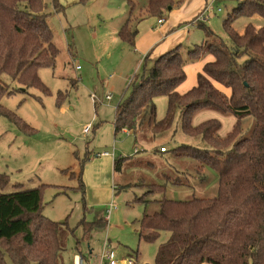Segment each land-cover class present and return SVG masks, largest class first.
<instances>
[{"label": "rangeland", "instance_id": "374dc122", "mask_svg": "<svg viewBox=\"0 0 264 264\" xmlns=\"http://www.w3.org/2000/svg\"><path fill=\"white\" fill-rule=\"evenodd\" d=\"M186 1L166 11L164 22L159 24L158 17L146 13L149 0H60L62 8L58 11L52 0H43L55 46L54 68L38 70L48 93L41 87H23L2 75L15 93L4 96L1 105L24 122L15 124L0 115V176L7 177L3 192L47 185L42 214L55 222L67 220L70 230L63 238L62 264H72L79 252L83 253L85 264H106L102 259L106 240L115 251L118 264H155L158 249L170 234L162 232L155 242H140L138 222L145 212L159 211L156 200L164 194L148 191L149 185L164 182L165 175L174 177L179 171L182 176L180 186L168 188L165 195L169 199L183 201L217 195L218 178L214 171L197 172L199 164L185 155L171 158L167 165L153 154L167 142L172 148H207L200 138L183 134L179 115L169 132L153 135L147 128L137 141L131 134L114 135L119 102L131 95L153 60L180 46L184 64L189 66L196 63L189 55L191 48L214 44L215 39L207 37L196 21L207 3L211 2L212 8L200 22L231 46L224 22L239 6V0ZM174 19H181L180 24L173 23ZM126 22L132 30H138L134 46L119 36ZM249 23L264 27V19L257 16L238 18L233 27L242 33ZM180 33L185 38L179 40ZM148 43L151 46L146 50ZM208 79L225 93L223 86ZM109 93L111 101L106 99ZM156 106L159 121L166 116V98H156ZM214 116L221 122L219 133L223 136L231 128L232 116L204 111L197 114L193 124ZM254 125L253 118L244 119L241 134L248 136ZM88 126L93 130L85 136L83 130ZM103 152H112L114 157H94ZM120 158L126 159L119 170L113 171V161ZM197 174L211 180L205 188ZM82 220H100L102 225L85 234ZM7 264L13 263L7 258Z\"/></svg>", "mask_w": 264, "mask_h": 264}, {"label": "trees", "instance_id": "16d2710c", "mask_svg": "<svg viewBox=\"0 0 264 264\" xmlns=\"http://www.w3.org/2000/svg\"><path fill=\"white\" fill-rule=\"evenodd\" d=\"M52 1L57 11L62 8L60 0ZM185 1L149 0L147 12L162 18L169 7ZM44 9L43 0H0V115L19 125L24 124L22 118L1 105L4 96L15 93L2 75L23 87H41L48 93L38 70L54 68L55 46ZM255 16L264 19V0H239V6L224 22L230 47L199 22L215 42L195 45L189 55L195 61L211 55L213 61L204 66L197 85L187 93L177 92L186 79L178 46L153 60L131 95L116 108L114 135L126 129L136 141L147 128L153 135L169 132L179 115L183 134L200 138L207 148L174 147L161 153L165 155L163 163L168 165L171 158L185 155L199 164L197 172L203 169L217 173V195L213 198L194 196L182 201L166 197L169 187L180 186L179 171L174 177L165 175L166 180L160 184L149 185L148 192L164 196L156 200L159 211L145 212L139 220V240L155 242L162 232L170 234L159 247L155 264H264V27L249 23L242 33L233 27L236 19ZM136 34L127 22L119 31L121 39L131 46ZM207 77L227 89L229 98ZM158 97L168 100L166 116L159 121L155 104ZM204 111L220 112L237 122L222 137L217 119L193 124L197 114ZM246 118L255 120L248 136L241 134ZM125 159L115 160V171ZM197 177L204 188L211 181L206 175ZM6 183L7 177L0 176V264H7V258L13 264H62L63 238L70 230L67 220L55 222L42 214L47 185L5 193ZM80 224L88 234L101 227L102 221L82 220Z\"/></svg>", "mask_w": 264, "mask_h": 264}, {"label": "crops", "instance_id": "0c3cea01", "mask_svg": "<svg viewBox=\"0 0 264 264\" xmlns=\"http://www.w3.org/2000/svg\"><path fill=\"white\" fill-rule=\"evenodd\" d=\"M189 1H191V0H187L186 2L188 3ZM212 1H215V0H212ZM210 4H211V2L210 3H207V5H206V7H208V6H210ZM147 14H148V12H146ZM149 15V14H148ZM163 18V17H162ZM203 18V17H202ZM201 18V19H202ZM160 19V18H159ZM164 19V18H163ZM200 17H198L197 18V21L198 22H200ZM183 21V20H182ZM180 22H181V19H174L173 20V23H177V24H180ZM128 23V22H127ZM200 23H202V22H200ZM203 24V23H202ZM129 25V24H128ZM129 27L131 28V30H132V26L131 25H129ZM135 30H136V32H137V34H138V30L135 28ZM137 34H136V36H137ZM187 35H188V33H186ZM136 36H135V39H136ZM178 39L179 40H181V39H183V38H185V35L183 34L182 35V33H180V34H178ZM134 45H135V40H134ZM151 45H149V43H148V45H147V47H146V50H148L149 49V47H150ZM174 49V48H173ZM172 50V49H171ZM170 51V50H169ZM147 52V51H146ZM165 54V53H164ZM163 55V54H162ZM213 61V57L211 56V55H208L205 59H203V60H198V61H195L196 63H193V64H191V65H189V66H185L184 67V70H185V73H186V79H185V82L183 83V84H181L178 88H177V92L179 93V94H185V93H187L188 91H190L192 88H194L196 85H197V76H198V74H200L201 72H202V70H203V68H204V66L207 64V63H209V62H212ZM192 71V72H191ZM192 73V74H191ZM225 93L227 94V95H229V91L226 89V91H225ZM166 98V97H165ZM166 100H167V98H166ZM155 104H156V99H155ZM167 107H168V100H167ZM167 110V109H166ZM199 116V115H198ZM198 118V117H197ZM234 118V117H233ZM210 119H217V120H219V118L218 117H216V116H214V117H212V118H203V119H201V120H199V121H197V123H196V125H199L200 123H202V122H205V121H207V120H210ZM158 120V119H157ZM195 120V119H194ZM194 122H196V121H194ZM236 122H237V120L234 118V121L231 123V128L229 129V131L228 132H226L222 137H224V136H226L227 134H229L231 131H232V129L234 128V126H235V124H236ZM129 131V130H128ZM130 132V134L132 135V132L131 131H129ZM219 135H220V133H219ZM221 136V135H220ZM173 140V139H172ZM166 146H168V148H169V150H171L172 149V147H171V145H170V143H166L165 144ZM164 145V146H165ZM113 147H114V145H113ZM137 148V147H136ZM161 147H159V149H160ZM159 149L158 150H156V151H154L153 152V154L154 155H156L157 156V159L158 160H162L163 161V159L165 158V155H162L160 152H158L159 151ZM136 151V150H135ZM139 152V151H138ZM111 153V155L110 156H106V157H96L95 156V154H94V157L95 158H98V159H104V158H110V157H114V155H113V153L112 152H110ZM98 154V153H97ZM100 154V153H99ZM114 162H115V160L113 161V171L115 170L114 169ZM108 218V217H107Z\"/></svg>", "mask_w": 264, "mask_h": 264}, {"label": "built area", "instance_id": "2783aa9c", "mask_svg": "<svg viewBox=\"0 0 264 264\" xmlns=\"http://www.w3.org/2000/svg\"><path fill=\"white\" fill-rule=\"evenodd\" d=\"M211 5L206 7L205 8V11L203 12V14L200 16V19L205 15L206 12H208L210 9H211ZM220 10V9H219ZM164 22V19L163 18H160L158 20V23L159 24H162ZM79 69V67L77 68ZM106 99L108 101H111L112 100V94L109 93L107 94L106 96ZM93 130V127L91 126H88L86 128H84L83 130V134L85 136H88ZM123 133H126V134H130V132L126 129H123L122 131ZM138 151V148H136V152ZM169 151V148L168 146H164V147H161L159 149V152L160 153H167ZM111 153L110 152H103V153H98V154H95L96 157H106V156H110ZM109 214H110V211H109ZM109 218V215L107 216ZM79 252V251H78ZM102 259L105 260L107 263L106 264H118V261H117V256H116V253L113 249L110 248L109 246V242L106 240L105 243H104V247H103V251H102ZM72 264H85V258L83 256V253L82 252H79L75 255L74 259H73V263ZM124 264H126L124 262ZM127 264H134L132 261H129Z\"/></svg>", "mask_w": 264, "mask_h": 264}, {"label": "water", "instance_id": "95a60500", "mask_svg": "<svg viewBox=\"0 0 264 264\" xmlns=\"http://www.w3.org/2000/svg\"><path fill=\"white\" fill-rule=\"evenodd\" d=\"M168 10L170 11V10H172V8H171V7H169V9H168Z\"/></svg>", "mask_w": 264, "mask_h": 264}]
</instances>
